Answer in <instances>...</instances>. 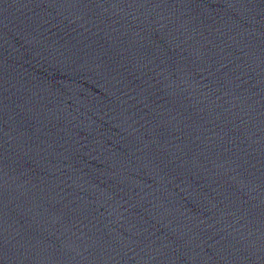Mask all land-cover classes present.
<instances>
[{
  "label": "water",
  "instance_id": "obj_1",
  "mask_svg": "<svg viewBox=\"0 0 264 264\" xmlns=\"http://www.w3.org/2000/svg\"><path fill=\"white\" fill-rule=\"evenodd\" d=\"M0 264H264V0H0Z\"/></svg>",
  "mask_w": 264,
  "mask_h": 264
}]
</instances>
